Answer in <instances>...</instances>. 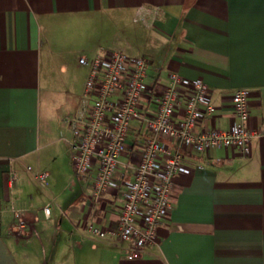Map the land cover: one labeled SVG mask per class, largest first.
I'll return each mask as SVG.
<instances>
[{
    "label": "crops",
    "instance_id": "1",
    "mask_svg": "<svg viewBox=\"0 0 264 264\" xmlns=\"http://www.w3.org/2000/svg\"><path fill=\"white\" fill-rule=\"evenodd\" d=\"M113 50L149 59L143 113L175 71L209 86L214 110L199 129L228 128L232 95L247 88L246 124L257 132L248 155L233 146L188 152L192 172L176 176L158 244L137 258L130 240L90 231L117 228L125 185L95 199L91 178L72 166L68 118L88 77L79 59ZM146 133L132 121L122 179L133 178ZM18 202L39 216L38 237L14 233ZM0 264H264V0H0Z\"/></svg>",
    "mask_w": 264,
    "mask_h": 264
},
{
    "label": "built area",
    "instance_id": "2",
    "mask_svg": "<svg viewBox=\"0 0 264 264\" xmlns=\"http://www.w3.org/2000/svg\"><path fill=\"white\" fill-rule=\"evenodd\" d=\"M79 61L88 67V77L81 107L68 118L73 133V171L80 178H91L95 199L125 185L117 228L106 231L91 226L90 231L98 237L110 233L117 240H130L127 254L137 258L147 246L158 244L160 225L173 205L176 176L192 172L185 162L188 152L204 153L213 146H233L244 155L251 153L257 132L246 124L250 91H234V119L228 128L199 129L200 120L214 110L209 86L202 78L171 72L168 86L155 97L154 111L145 114L142 105L149 90L150 65L146 55L113 50L82 56ZM134 120H141L147 133L139 144L140 158L133 178L122 179L121 156L128 148ZM47 178L45 171L35 172L42 187H48ZM12 210L20 214L14 206ZM43 216L52 217L50 205L44 206Z\"/></svg>",
    "mask_w": 264,
    "mask_h": 264
},
{
    "label": "rangeland",
    "instance_id": "3",
    "mask_svg": "<svg viewBox=\"0 0 264 264\" xmlns=\"http://www.w3.org/2000/svg\"><path fill=\"white\" fill-rule=\"evenodd\" d=\"M81 79V78H80ZM60 148H63L64 151H67V147L65 146L64 142H60L59 143ZM68 154H70L69 150H68ZM66 157V156H65ZM15 204L16 209H18V211L20 212L19 215H16L15 212V222H14V233L20 237L21 239L25 238V239H31L34 236L38 237V233H40V227H37V223L39 221V216H33L29 210L26 209V203L22 204L20 202H18L17 204ZM51 206V205H50ZM52 208V207H51ZM41 218L44 219L43 222L45 225H51L52 220L53 219H46L43 216V212L41 214ZM59 238V242H63L65 240H63V233L57 234L55 236V238ZM63 237V238H62ZM54 238V239H55ZM55 245V244H54ZM54 245H52V248H48V251L46 253V259H49V255L53 254V248ZM65 251L61 254L64 255Z\"/></svg>",
    "mask_w": 264,
    "mask_h": 264
}]
</instances>
